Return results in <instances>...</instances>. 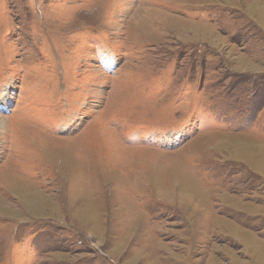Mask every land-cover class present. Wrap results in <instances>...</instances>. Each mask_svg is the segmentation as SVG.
<instances>
[{
    "label": "rangeland",
    "instance_id": "1",
    "mask_svg": "<svg viewBox=\"0 0 264 264\" xmlns=\"http://www.w3.org/2000/svg\"><path fill=\"white\" fill-rule=\"evenodd\" d=\"M0 264H264V0H0Z\"/></svg>",
    "mask_w": 264,
    "mask_h": 264
},
{
    "label": "trees",
    "instance_id": "2",
    "mask_svg": "<svg viewBox=\"0 0 264 264\" xmlns=\"http://www.w3.org/2000/svg\"><path fill=\"white\" fill-rule=\"evenodd\" d=\"M235 121H236L235 123H237L238 126H240V124L243 122V121H241V117H239V119L237 118Z\"/></svg>",
    "mask_w": 264,
    "mask_h": 264
},
{
    "label": "bare ground",
    "instance_id": "3",
    "mask_svg": "<svg viewBox=\"0 0 264 264\" xmlns=\"http://www.w3.org/2000/svg\"><path fill=\"white\" fill-rule=\"evenodd\" d=\"M1 123H2V122H1ZM1 126H2V125H1ZM16 127H17V126H16ZM19 127H20V129H19ZM18 129H19V131H20V130L22 129V127H21V126H18ZM18 129H17V131H18ZM22 130H23V129H22ZM21 132H23V131H21ZM31 132H34V131L31 130ZM30 134H32V133H30ZM25 135H26V134H25ZM102 138H103V137H102ZM46 141H47V140H46ZM42 142H43V141H42ZM46 144H47V143H46ZM120 147H121V146H120ZM122 147H123V146H122ZM122 147H121V149H123Z\"/></svg>",
    "mask_w": 264,
    "mask_h": 264
}]
</instances>
